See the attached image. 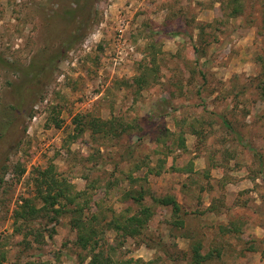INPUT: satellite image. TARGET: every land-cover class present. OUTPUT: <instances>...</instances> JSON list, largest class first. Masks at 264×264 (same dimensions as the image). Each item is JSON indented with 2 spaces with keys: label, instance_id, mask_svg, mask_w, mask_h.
I'll return each mask as SVG.
<instances>
[{
  "label": "rangeland",
  "instance_id": "rangeland-1",
  "mask_svg": "<svg viewBox=\"0 0 264 264\" xmlns=\"http://www.w3.org/2000/svg\"><path fill=\"white\" fill-rule=\"evenodd\" d=\"M70 1L0 0L4 62L20 70L60 49L77 27L64 16ZM226 1L91 0L80 40L36 84L17 94L10 84L23 78L0 67V175L8 167L0 244L9 263L89 261L67 214L33 224L45 227L40 245L13 233L12 213L21 198L34 197L36 169L54 165L91 196L92 212L97 202L109 219L108 208L131 207L130 216L137 209L121 198L130 187L123 179L138 164L134 175L147 176L155 197L173 196L181 206L182 226L173 223L171 207L146 197L154 216L141 237L103 233L113 259L190 264V246L201 241L202 253L221 251L209 264H264V100L255 86L264 60V0H244L236 18L227 17ZM152 53L156 80L139 86L135 78ZM77 115L128 130L116 139L86 131L72 140ZM179 136L184 149L174 142ZM16 166L25 169L22 176ZM230 227L241 233L221 235Z\"/></svg>",
  "mask_w": 264,
  "mask_h": 264
},
{
  "label": "trees",
  "instance_id": "trees-1",
  "mask_svg": "<svg viewBox=\"0 0 264 264\" xmlns=\"http://www.w3.org/2000/svg\"><path fill=\"white\" fill-rule=\"evenodd\" d=\"M91 0H71L67 9L64 12V16L67 20L77 23V27L72 32L71 35L63 42V46L60 49L52 52L50 55H46L43 59L33 58L27 67H20V70L13 69V65L4 62L3 58L0 56V67H3L6 70H12V72L20 74L23 78L19 84L10 86L20 93V89L24 85L36 84L39 77L46 72V68L50 65V70L54 69L52 64H56L64 58V56L70 52L74 45L80 40V31H82V23L87 20H90V17L86 16L87 4ZM227 9L228 18H236L243 13L244 0H227L223 3V6ZM151 48H153L151 46ZM154 49V48H153ZM154 54V53H152ZM155 54L151 55V59L148 64H144L140 67V75L135 78V82L139 86H146L149 84V80L152 79L153 82L156 80L158 67L155 60ZM52 65V67H51ZM261 79L256 83V88L260 92V97L264 100V60L261 61ZM73 133L69 135L70 139H76L83 135L84 132L89 131L92 135L101 134L103 137L119 138L121 135L126 134V128L118 124L114 126L113 121H104L96 117H85L77 115L73 119ZM195 135H199L195 133ZM175 144L179 149L185 148V139L179 136L175 139ZM144 166L145 163L142 162ZM141 166L135 164L129 170V173L125 175L123 181L129 183L130 187L127 191H124L121 200L131 201L137 209L130 216L127 214L132 209L128 207L126 211L116 213L112 209H107L111 212V216L108 219L104 210L100 205L95 203L98 209H95L92 212L91 207V196L88 195L85 191L78 192L75 190L74 185L69 183L66 179L61 177L56 172L54 165L49 164L45 169H36V176L33 178L34 184V197L30 198H21V203L17 205V208L12 213L13 220V233L17 235H23V241L27 240L26 238L31 237L33 241L37 244L44 243V232L45 227L34 228L33 224L38 223L39 220H46V223L56 222L61 214H67L70 216V226L77 232L76 244L82 250H88L90 256L88 264H153L154 261L144 262L141 259H113L110 253H114L112 247H108V250H103V233L106 231H113L116 233L117 238H132L137 239L142 236L144 230L147 228L149 221L154 216V211L152 206L145 204V198L149 197L152 200V203L164 207L172 208L173 223L177 226H182V221L178 219V213L181 210V206L177 203L176 199L173 196H164V197H155L150 190L146 187L147 176L143 177L135 176L139 172ZM161 166H159V169ZM156 171V173H159ZM150 172H153L154 169H148ZM3 174L0 175V188L3 183L4 175L8 172V167L4 166ZM15 171L18 176H22L25 173V169L20 168L19 166L15 167ZM118 181H111L108 183L106 188L107 193L111 191ZM38 203L41 206H38ZM91 210V211H90ZM209 211L213 212L214 208L210 207ZM36 223V224H37ZM221 235L227 234H239V231L236 227L230 228H221ZM51 236V234H49ZM143 243V242H142ZM107 244V243H106ZM3 245L0 244V264H14L7 261V255L5 250L2 248ZM29 243H26V248H31ZM190 264H209L214 259L221 258V251H209L207 253H202V243L201 241H196L190 246ZM97 249H99L97 251ZM106 252V253H105ZM264 257V251L262 253ZM20 260V257H19ZM16 264H43L38 261H25L24 263Z\"/></svg>",
  "mask_w": 264,
  "mask_h": 264
}]
</instances>
